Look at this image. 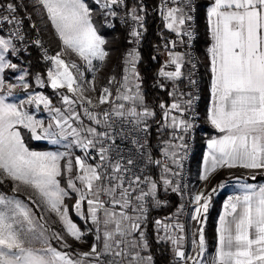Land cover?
I'll list each match as a JSON object with an SVG mask.
<instances>
[{
    "label": "snow or ice",
    "instance_id": "obj_1",
    "mask_svg": "<svg viewBox=\"0 0 264 264\" xmlns=\"http://www.w3.org/2000/svg\"><path fill=\"white\" fill-rule=\"evenodd\" d=\"M107 15L115 17L116 11L113 6H124V0H95ZM41 5L48 19L55 28L59 39L62 41L66 49L78 54L89 67H93V61H104L108 52L105 51L104 45L106 41L97 34L96 28L92 22V9L89 8L85 0H36ZM173 3L179 4V0H173ZM9 14L0 16V23H8L17 25L22 24V20H17L14 14L16 6L13 3L0 4ZM192 0H183V6L170 7L167 9L165 19L168 21L167 27L177 34L186 35L189 39L193 38V32L183 31L182 27L186 21H191L193 17L189 15L192 11ZM143 9L141 8V11ZM131 18L135 21H142L143 17L137 14V9H131ZM209 33L211 45L208 48L210 56L211 79V95L212 103L209 109L208 118L211 124L219 130L221 135L219 138L212 139L209 142L208 155L204 158V174L202 179L207 180L211 172H215L218 168L243 167L246 169H264V0H213L212 5L207 12ZM35 27V25H32ZM131 35L139 38L140 32L133 30ZM19 39L23 40V36L19 35ZM36 44L40 42L37 40ZM173 43V47H174ZM14 46L10 39L0 36V74L6 68H15V64L6 62L5 54ZM171 63L175 65L174 71H164L161 69L160 75L172 80L181 79L183 73L181 69L184 65V56L179 53L172 54ZM53 61L56 71L49 70L48 77L53 88L67 87L69 92H79L83 97V86L77 82L71 68H77L75 63L71 66L61 58V53L55 56L46 57ZM138 54L130 52L126 63L131 65V72L136 76L135 62ZM192 69L195 64L191 63ZM128 69H126V72ZM23 80V77L20 78ZM94 79V78H93ZM114 79V78H113ZM39 82V80H38ZM111 82V81H110ZM195 83V81H190ZM73 85H76L74 88ZM92 91H95L93 84L89 85ZM16 85L8 84L7 91L11 95ZM25 89L28 87L24 84ZM122 87L125 92L131 93L128 87V76L125 75ZM139 86L137 85V88ZM5 88V82L0 75V92ZM112 95L108 87L102 89L99 96L101 104L108 102ZM183 95V94H182ZM191 96V94H189ZM31 99L42 102L47 107L50 103L44 96H36ZM117 100L139 101L143 104V97L137 92L136 95H127L119 93ZM194 97L186 101L187 105H191ZM65 104L74 103L68 96L63 97ZM31 102V100L29 101ZM89 104L92 103L88 99ZM163 108L164 105H161ZM124 104L116 105L113 113L124 118ZM178 110L183 114L180 104L173 103L170 109L164 112L165 120L169 119V112ZM57 116L53 117V124H49L46 128L43 121L36 120L34 116L22 110L21 106L14 103H6L5 97L0 95V175L4 178L15 182V189L19 190L20 186L33 189L42 200L46 207L54 212L64 225L66 232L75 240L80 241L84 233L77 227L68 216V208L64 206V198L68 195V191L60 186V177L63 172L69 174L67 181L68 189L79 193V199L75 204L78 214L82 207V202L87 200L89 213L94 223H99L98 211L103 209L104 226L103 232V249L104 253H111L115 257L124 255L123 249L113 251V246L119 248L124 244L123 239H117V236L123 238L130 236L134 232L140 230L141 218L136 217L135 221L126 212L121 211L117 214L115 211H109L104 202L100 199L102 193L112 198L113 205H120L122 209L130 206L129 190L124 188V180L117 173L127 172V167L122 164L120 159L115 163L109 152L115 145V139L108 132H97L96 128L89 127L84 129L92 138L80 137V131L73 128L69 123L71 117H64L60 109H54ZM85 114L89 119L94 120L96 124L101 121L96 115L85 109ZM109 113H104L105 122L109 119ZM153 113L147 108L143 113H139L135 107L128 110V116L137 125L143 124L140 131L146 132L147 125L144 124L143 117L151 116ZM79 119V114H76ZM170 127L177 128L183 132H187L192 124L185 119H178L171 116ZM17 126H23L29 129L35 139H50L53 143L58 141L55 139L57 135L66 136L71 134L77 139L75 143L82 149L87 151L90 147L95 148L97 143L101 146L98 149L99 160L107 161V167L111 168L112 174H106L102 164L95 166L88 164L86 159L81 157L75 158V163L82 174L77 175L79 180L87 189L81 191L77 188L74 180L71 178L73 170V160L69 153L57 152H36L30 151L24 144L23 137ZM111 127L110 124H106ZM43 129V135L37 134V129ZM67 129H71L68 133ZM100 138H106L111 143L105 147ZM179 139L183 141V136ZM134 144L143 148L144 144L140 140H134ZM178 147H184L183 144ZM119 156V153H117ZM165 155H169L165 149ZM173 162L176 153L172 152ZM67 158L62 169L61 161ZM95 159V157H91ZM149 162L159 164L160 161ZM131 159L127 160V164H132ZM165 172L170 171L165 166ZM106 176L109 180L108 187L101 182L102 177ZM115 180L114 185L111 181ZM2 182V180H0ZM93 182L96 184L94 189ZM140 177L129 182V188L132 184H138ZM151 185L149 192H141L136 197L137 201H143L145 196H154L157 191V184L148 181ZM165 184L171 181L165 180ZM117 189L120 190V199H116ZM175 190V189H174ZM215 191V189H213ZM91 195L93 198H88ZM197 207L193 219H197L203 212L208 211V199L204 193H199L194 197ZM203 200V203H200ZM35 203V201H33ZM159 204V201H156ZM225 214L220 217V227L218 236V251L215 264H264V186L255 189L246 185L243 195L230 197L224 205ZM139 211H146L141 205ZM230 217V219H229ZM129 221L127 230L122 227L123 221ZM114 225L112 230L108 229V225ZM156 224L162 226L165 231L168 229L167 224L157 220ZM176 228L183 230V225L176 224ZM39 228V231H38ZM44 225H37L34 220L32 210L22 201L14 198H6L0 195V264H83V261H73L68 257L67 253H62L56 248L51 247L48 237L45 235ZM99 233V229H97ZM57 239L63 240L59 233H53ZM163 240H170L173 245L178 244V240L171 237H158ZM101 236L97 234L96 240L99 241ZM143 241V247L147 248L148 243L144 234H140ZM41 241L44 247L35 249L31 245L34 241ZM130 246L135 248L137 242L135 240L129 242ZM65 247H69L65 243ZM199 247L201 252L205 248V237L203 228L200 229ZM84 258H98L97 245L94 243L89 252L80 253ZM199 255V254H198ZM176 256L181 260H192V257H185L182 250L176 249ZM135 258L141 259L139 253ZM147 264H152V257H147ZM193 264H200L199 261L193 260Z\"/></svg>",
    "mask_w": 264,
    "mask_h": 264
},
{
    "label": "crops",
    "instance_id": "obj_2",
    "mask_svg": "<svg viewBox=\"0 0 264 264\" xmlns=\"http://www.w3.org/2000/svg\"><path fill=\"white\" fill-rule=\"evenodd\" d=\"M212 3L213 0H198L199 14H200L198 42L200 46L199 53H200L202 72L204 74L206 88L204 90V96L200 107L201 110L200 124L198 125V129H197L195 153H194L192 169H191L192 204L190 206L189 213L186 217H181V215L178 213V208H177L174 211L163 212L162 214L155 216L153 218L157 236L158 237L171 236L178 240V244L173 245L170 240H163L159 238L158 239L170 243L171 250L175 255H176V249L178 248L179 250L184 251L185 257H192V260H181L177 256L178 259L180 260V263L182 261L183 262L186 261V263L189 264H193V260L199 261L200 264H215L217 258V251H218L220 217L225 214L224 205L228 202L230 197L243 195L246 185L252 186L257 190L259 189V187L264 186V169H246L243 167H233V168L223 167V168H218L215 172H211L207 180L201 178L204 174V158L205 156L208 155L209 152V148H208L209 142L212 139L219 138L221 135H223L222 133L219 132L218 129H216L211 124L208 118L209 109L212 103V95H211L212 75L210 71V56L208 53V48L210 47L212 41L209 33L207 12H208V8L212 5ZM166 29L169 32H175L173 30H170L167 26ZM6 35H8L7 31L4 28H2L0 24V36L6 39L7 38ZM140 38L141 36H139V38H136L131 35L130 39L132 42L136 44ZM174 45L175 46L171 51H168L165 47L157 50V57L160 60V67H159V76L157 77L158 88L154 91V93L145 94L143 92V87L141 85V75L136 65L138 60L137 59L134 65L137 74L136 76H134L131 72L132 66L127 63H125L122 66L120 73H117L115 71L114 65H111L112 95L110 96L111 100L110 97L108 99V101H111V105L113 106V108L121 103L124 104L123 111L125 115H128V110L132 107H135L139 113H143V110L145 108L151 111L153 115L143 117V119H146L150 123L151 141H160V140L166 141L168 143V153L170 156L172 152H175L177 156V143L173 134V130L175 128L169 126L171 123L170 118L171 116H176L178 119H184L187 108V104H186L187 86L185 80L187 64L185 61V57H184V65L183 68L181 69L183 73V77L181 79L172 80L160 75L161 69H163L164 71L175 70V65H173L170 62L171 61L170 53L172 54L179 53L184 56L183 43L179 41ZM133 51L135 52L134 49ZM126 55L128 57V54ZM126 69H128L127 72ZM5 70L1 74L4 81H5V72H6ZM49 70H52L55 73L56 67L53 66L47 69L46 81H44V84L40 86L41 88H39V91L42 92L45 95L44 97H46L47 100L50 102L48 106L52 107L53 110L57 108L60 109L64 117H71L69 123L72 125L73 128H76L80 131L81 138L84 137L92 138L90 134L84 131V129H87L89 127L94 128L95 125L94 120L89 119V117L85 115V113L82 111H75L73 107L76 103H78L83 99H91L93 101L96 100L99 101V96L102 94V89L104 87L99 88L98 90L95 88V91L92 90L87 91V89L83 87L84 89L83 97H81L79 92L76 93L69 92L67 87L53 88L51 86V81L48 77ZM73 75L76 77L77 82L80 83V75H78V73L75 74L73 73ZM125 75L128 76V87L131 88L132 90L131 93L125 92V89L122 87L124 83ZM46 83L55 90L53 95H50L45 90ZM137 85L139 86L138 88ZM31 86H34L32 82H31ZM73 87L75 88L76 85H73ZM34 89L36 90V88ZM118 92L127 95H136L137 92H139V94L143 97V104H141L139 101L133 103L132 101L117 100L116 96ZM17 93L18 92L16 91L14 93L12 92L11 95H9L8 93H6V90L4 88V90L0 92V95L5 97L6 103H14L19 106V96L17 95ZM153 94L154 95L156 94L158 96L156 97L155 101L153 100V98L155 97L153 96ZM38 96H40L39 92H38ZM64 96H68L71 100L74 101V103H72L71 105L65 104L63 101ZM173 103L180 104V107L184 110L183 114L181 115V112L178 110H171L169 112V119L165 120L164 112L166 109H170V106ZM40 105H45V104L40 102ZM161 105H164V107L162 108ZM77 113L79 114V119H76ZM49 114L50 113H47L45 116H48ZM53 115L57 116L55 111H53ZM49 119L50 118H47V120ZM17 127L21 133V136L23 137L25 146L30 151L52 152L54 148H57V152L58 151L61 152L65 150V144L68 141H70L68 145L69 146L68 149L70 150H68V153L72 155L71 159L73 160V170L71 174L74 176L72 177V179L74 180L76 186L80 187L81 191L82 190L85 192L87 191L85 186L79 180L76 179L77 174L80 175L82 173L80 172L78 166L75 163V158L81 157L82 159H86L88 164L95 166L96 162L88 155V150L91 147L87 151H85L75 143L77 137L71 134H68L66 136L58 135L60 137L59 138L60 141L58 144H52L46 141V139L37 140L35 139L33 133L29 129L24 128L23 126H17ZM67 131L68 133H71V129H67ZM152 151L153 148L151 149V152ZM66 160L67 159L65 158V160L61 161L62 169L65 165ZM164 169L165 167H163L162 165L153 167L155 178L152 181L157 184V191L153 196V200L157 199L159 201H165V197L167 196V194L169 195L171 193H174L178 196L176 191V186H177L176 182L174 181V179H172L169 171L165 172ZM67 176L68 173L63 172V174L59 177L60 185H63L66 188L68 187L67 181L69 179ZM0 180H2L1 182L2 184H0V195H3L9 199L14 198L16 200L28 204V207L32 210L34 214V220L37 223V225L38 226L44 225L45 229H47L45 235L48 237L51 247L54 246V248H56L58 251L62 253H67L68 257L73 261H83V264H112L111 253L105 254L103 249V232L105 228L104 229L100 227L94 228L92 226L91 228H89V230H87V226L90 224V222H88L87 220L91 218L87 206L88 205L87 200L82 202L83 210L80 211V213L82 214H78L75 208V212L79 217L81 218L85 217L84 219L87 222V225H85V227L82 228L81 226L77 225V222L71 217L68 210L69 218L72 220L73 223L77 225V227L81 230V232L84 233L81 240L77 241L66 232L64 225L60 223H56L55 225L56 228L52 227L53 223H51L49 211H45V212L41 210L37 211L35 207L32 209V207L34 206L32 202L36 201L34 194L37 195V193L33 189L21 185L19 190H14L15 189L14 181L4 178L2 175H0ZM165 180H169L171 181V183L165 184L164 183ZM101 182L104 184L105 187L110 186L108 183H106L105 176L102 177ZM8 183L10 185L11 191H7ZM97 183L100 182H93L94 189ZM115 183L116 181L113 182L112 185H114ZM124 188L129 190L130 206L127 209H122V211L126 212L129 216H131L134 221L136 217H140L141 219L138 221L140 223V230L138 232H134L130 236H126V238L123 239L125 243L123 244V246L120 245L119 247L124 251V255L121 256L119 264H147V257L149 256L152 257V264H153V255L150 252L149 244L147 248L143 247V241L140 239L141 233H143L145 237L144 220L147 217L146 213L144 212L141 213V211H139V208L141 206V201L136 200V197L140 195V191L136 188L134 189L129 188L125 182H124ZM213 189H215V191H213ZM119 192L120 190L117 189L116 197L120 196ZM71 193L75 201L74 202V207H75V204L79 199V196L77 192L72 191L71 189L69 190V194L64 198V202L67 201V197L71 195ZM199 193H204L206 197H209L208 211L205 213L203 212V209H201V214L199 215V217L197 219H193V216L195 215V208L198 206L194 197ZM89 196L91 197V195ZM110 198H111L110 196L104 193L100 195V199L108 200ZM38 201L42 202L41 197L38 198ZM203 202L204 201L201 200L200 203ZM86 207L87 210H85ZM103 211L104 210L101 211L102 215H103ZM46 214L47 216H45ZM99 216L100 215H98V219ZM157 220L162 221L163 224H167L169 226L167 231H165V229L162 226H158L156 224ZM176 224L183 225V230L176 228L175 227ZM126 225L127 226L129 225V221L126 222ZM127 228L128 227H125V230H127ZM201 228H203V234L205 237V248L203 252H201V249L199 247V235ZM53 229L55 230L56 233H59L60 236L63 237V241H65L68 245L74 248L75 253L58 248L57 246H55V244H53L51 237L53 233ZM97 229H99V233L97 232ZM108 229L111 230V227L108 226ZM97 234L101 236V239L99 241L96 240ZM133 240L137 242V246L135 248L131 247L129 244V242ZM94 243L97 245V253L100 254L99 257L98 258L82 257L80 253L89 252ZM31 246L35 249L44 247L42 242L39 240L34 241ZM136 253H139L141 259L137 260L135 258Z\"/></svg>",
    "mask_w": 264,
    "mask_h": 264
},
{
    "label": "built area",
    "instance_id": "obj_3",
    "mask_svg": "<svg viewBox=\"0 0 264 264\" xmlns=\"http://www.w3.org/2000/svg\"><path fill=\"white\" fill-rule=\"evenodd\" d=\"M140 5L136 3H131L130 0H124V6H113V10L116 11L117 15L115 17L111 16V20H106L105 23L109 24L111 22H116L121 25L128 27L131 32L133 30L139 31L140 36L144 33L147 26V17L148 16H157L166 27L168 21L165 19L167 9L170 7L183 6V0H179V4L173 3V0H157L156 3H150L146 6L143 0L139 1ZM192 11L189 12V15L193 17L191 21H186V24L182 27L181 32L187 30L193 32V38L189 39L186 35L177 34V32H167L164 37V47L171 51L173 50V43L182 42L184 49V57L187 64L186 67V86H187V100L194 97L192 104L187 105L186 113L184 119L189 121L192 124V127L187 131L183 132L180 129L175 128L173 130L174 137L177 143V156L175 160L178 163H174L170 155H165V149L168 151V143L166 141H151L150 138V123L146 119L144 124L147 125V131L143 132L139 129L144 125H137L128 115H124V118L118 117L113 113V106L111 102L101 104L99 101H92L91 104L87 102L88 99H83L76 103L73 107L75 111H82L85 113V109L90 113L96 114L101 123L95 124L97 132H108L110 136L115 139V145L113 149L109 152L112 162L115 163L117 159H120L122 164H124L128 171L117 173L115 175H120L123 177L124 182L129 187V182L132 181L135 176L140 177V182L138 184H132L131 189H138L141 192L150 191V183L155 178L154 166L162 165L170 169L169 173L176 182V191L180 199L178 205V213L181 217H186L189 213L190 206L192 204L191 197V182H192V162L195 153L196 146V135L198 125L200 124L201 116V103L204 96V86H203V76H202V64L199 53V5L198 0H192ZM136 8L137 14L143 17L142 21H135L131 18V9ZM141 8L143 9L141 11ZM9 14L5 8L0 10V16ZM15 15V14H10ZM17 20H20L17 18ZM2 28H4L9 37L14 40V48L16 53H19L27 45V34L26 26L22 21V24L17 25L16 23H0ZM22 35L23 40L19 39L18 36ZM34 42L38 40L40 42L37 45L40 49L42 58L44 61L49 64H53V61L47 59L46 57L54 56L50 50L44 45L41 37L36 35L33 38ZM195 64V69H192L191 64ZM190 81H195L191 83ZM191 94V96L189 95ZM108 112L109 119L107 122L104 120V113ZM86 115V114H85ZM106 124H110L111 127H107ZM180 136H183V141L179 139ZM103 141V145L107 147L111 141L106 138H100ZM134 140H140L143 142L144 147L140 148L133 143ZM183 144L184 147H178ZM101 144L97 143L95 148H90L88 150L89 157H95L93 159L96 164H102L106 170V174H112L111 168L107 167V161L101 162L99 160L98 149ZM153 151L151 152V149ZM119 153V156L117 155ZM151 161H160L159 164L149 162ZM131 159L132 164H127V160ZM106 183L109 184V180L105 176ZM115 180L111 181V184ZM153 202V196H145L144 200L141 201V205L146 210L144 213L151 212V205ZM181 264V263H180Z\"/></svg>",
    "mask_w": 264,
    "mask_h": 264
},
{
    "label": "trees",
    "instance_id": "obj_4",
    "mask_svg": "<svg viewBox=\"0 0 264 264\" xmlns=\"http://www.w3.org/2000/svg\"><path fill=\"white\" fill-rule=\"evenodd\" d=\"M131 3H136L137 5L140 0H130ZM144 3L149 5L150 3H156L157 0H143ZM13 3L16 6V12L14 13L16 18L22 20L26 26L27 34V45L19 53L22 58L25 59L27 64L30 65V71L32 73H40L46 81V72L48 69V63L43 60L39 47L34 42L33 38L38 35V28L33 23L32 19L27 15V11L22 7L19 0H0V4ZM91 7L95 8V4H89ZM2 7H0V10ZM93 21L99 29L100 33L106 38L105 47L109 51V57L112 61V65L115 67L117 73L121 72L122 66L126 63L128 59L126 54L133 52L138 54L137 67L141 75V85L143 87V92L145 94L154 93L158 88L157 86V77L159 76V67L160 60L157 57V50L164 47V37L167 32H169L166 27L160 22L157 16H148L147 17V26L142 34L139 41L135 44L131 41V30L119 23L111 22L109 24L105 23L106 20H111V15H107L105 12L94 13ZM200 22V14H199ZM32 25H35L33 27ZM200 50V46H199ZM17 60V59H15ZM119 75V74H118ZM117 75V76H118ZM203 76V86L204 90L206 88V83ZM45 90L50 95H53L55 90L50 87L47 83L45 84ZM163 92V91H162ZM165 93V91H164ZM153 100H156L158 97L156 94ZM151 138V134H150ZM0 184H2L0 182ZM7 191H11L10 185L8 183ZM157 199L153 200L151 205V212L146 213L147 217L144 220L145 226V237L149 244L150 252L153 255V264H178V257L172 252L170 243L167 241L159 240L156 234L155 224L153 218L167 211H174L178 208L180 203L179 197L174 194H167L165 201H159L157 204ZM69 213L71 217L78 222L81 227L85 226L84 220L79 217L74 209V199L71 195L67 197ZM153 215V216H152ZM52 234V241H53ZM55 246L63 250H67L75 253V250L72 246L65 247L64 243L61 241L53 242Z\"/></svg>",
    "mask_w": 264,
    "mask_h": 264
},
{
    "label": "rangeland",
    "instance_id": "obj_5",
    "mask_svg": "<svg viewBox=\"0 0 264 264\" xmlns=\"http://www.w3.org/2000/svg\"><path fill=\"white\" fill-rule=\"evenodd\" d=\"M19 2L21 3L22 7L27 11V15L32 19L33 23L38 28V35L41 37L44 45L47 46V48L50 50V52L54 56L58 52L61 53V58L64 59L65 62L67 64H69V66H71L72 63H75L77 65V68H71L70 67V70L72 71V73H74V74L78 73V75H80V84H82V86L85 89H87V91L91 90L89 85L93 84L97 90L99 88L108 87L110 92H111V82L110 81H111L112 61L109 57L110 56L109 51L106 49L105 45L103 47H104L105 51L108 52L107 57H105L104 61H102V62L99 60H94L92 62L93 67H89L87 62L84 61L81 57H79L78 54H76L75 52H72L70 49L65 48L62 41L59 39V36L56 33L54 26L52 25L51 21L48 19L47 14H46V10H44L41 5L36 3V0H19ZM85 3H87L89 8L92 9V15H94L95 12L97 14L98 11L99 12H105L98 4H96L95 0H85ZM92 3L95 4V8L91 7V5H89ZM92 22L96 28L97 34L100 35L106 41L104 35L100 33L99 29L97 28L96 24L94 23L93 16H92ZM6 37H7L6 39H10L12 45H14V40L9 38L8 35H6ZM15 59H17V60H15ZM5 60H6V62H9L11 64L16 65L15 68L9 67V68H6V70H5L6 72H5V81L4 82L6 84V87H5L6 93H8V91H7V85L8 84L16 85V87L12 90V92L13 93L16 91L18 92L17 95L19 96V106L22 107V110L26 111L27 113H29L32 116L35 115L34 118H36V120L43 121V126L45 128L50 123L53 124V130L55 131L56 129H55V124H54V120H53V117H54L53 108L50 106L46 107L45 105H40L39 101L31 99L33 97L38 96V92L40 93V96H45L42 92L39 91V88H41L40 86H42L44 84V80L42 78V75L40 73H35V74L32 73V71H30V68H29L30 65L27 64L28 62H26L25 59L21 57L20 53L14 52L12 48H10L9 51L6 53ZM46 63H48V62H46ZM53 66H55L54 63L53 64L48 63V68L53 67ZM21 77H23V80L20 79ZM38 80H39V82H38ZM31 82H32V84H34V86H31ZM24 84L28 85V87L26 89L24 87ZM34 88H36V90ZM29 89H30V92H29ZM31 90H33V91H31ZM30 100H31V102H29ZM110 100H111V97H110ZM47 113H50V114L48 116H45ZM40 115H42V116H40ZM96 117H97V119H99V117L97 115H96ZM47 118H50V119L47 120ZM94 124H96L95 121H94ZM94 127H95V125H94ZM37 134L43 135L44 134L43 129L38 128ZM59 138L60 137L58 135L55 137V139L58 141L57 143H53L50 139H46V141H48L52 144H58L60 141ZM37 140H40V139H37ZM69 143H70V141H68L65 144V150H63L61 152H59V151L57 152V148H54L52 152H57V153L67 152L68 153V150H70V149H68ZM69 155H70V157L72 156L70 153H69ZM67 158L68 157H66V159ZM77 175H79V174H77ZM73 176L74 175L71 174V178ZM67 177L69 178V174ZM58 179H59V177H58ZM59 181H60V179H59ZM60 186L62 188H65L69 194L70 189H68V187L66 188L63 185H60ZM77 188L80 189L79 186ZM78 196H79V193H78ZM34 197L36 198V201H35V203L32 202L34 204V206L32 205L33 206L32 209L35 207L37 211H39V210H41L43 212L49 211V216L51 218V223H53V225H52L53 228L55 227L56 223L62 224L59 217L54 212L50 211L46 207L45 204L38 201V198L40 197L38 194L37 195L34 194ZM89 198H93V197L89 196ZM116 199H120V196H117ZM101 200L104 202L105 207L108 206L106 208L109 211H115L117 214H119L122 211V208L120 207V205H113L111 203L112 198H110L108 200H104V199H101ZM106 202H108V203H106ZM24 204L26 205L27 203H24ZM27 206H28V204H27ZM64 206H66L69 210L67 201L64 202ZM74 209H75V207H74ZM81 210H83L82 207H81L80 211ZM85 210H87V207L85 208ZM102 210L103 209H100L97 213V215H100L99 216V221H100L99 223H94L91 218H89L87 220L88 222H90V224L87 226V230H89V228H91L92 226L94 228H96V227L97 228L100 227L102 229L105 228L104 223H103L104 215H102V213H101ZM135 213H137V212H135ZM45 216H47V214ZM135 217H136V215H135ZM84 218H82V219L84 220L85 225H87V222L85 221ZM126 222H127L126 220L122 222V227L124 229H125V227H128L126 225ZM77 225H79L78 222H77ZM108 226L111 227V230L114 228V225H112V224H110ZM53 233H56L54 229H53ZM51 237H52V235H51ZM125 238H126V236L123 238L117 236V239H125ZM55 241H61L64 244L66 243L63 240H60V239H57L54 237L52 242H55ZM121 245L123 246V244H121ZM119 250H121V249L116 248L115 245L113 246V251H119ZM120 259H121V256L115 257L111 254V263L112 264H119ZM178 264H180V261ZM181 264H189V263H186V261H184V262L182 261Z\"/></svg>",
    "mask_w": 264,
    "mask_h": 264
}]
</instances>
